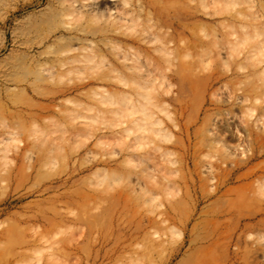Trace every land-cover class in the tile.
I'll list each match as a JSON object with an SVG mask.
<instances>
[{
  "label": "rangeland",
  "instance_id": "obj_1",
  "mask_svg": "<svg viewBox=\"0 0 264 264\" xmlns=\"http://www.w3.org/2000/svg\"><path fill=\"white\" fill-rule=\"evenodd\" d=\"M263 41L264 0H0V264H264Z\"/></svg>",
  "mask_w": 264,
  "mask_h": 264
},
{
  "label": "bare ground",
  "instance_id": "obj_2",
  "mask_svg": "<svg viewBox=\"0 0 264 264\" xmlns=\"http://www.w3.org/2000/svg\"><path fill=\"white\" fill-rule=\"evenodd\" d=\"M94 2V1H93ZM92 4V3H91ZM91 6V5H90ZM242 26V25H241ZM262 36V35H261ZM259 41H260V39H258ZM262 41V40H261ZM262 43H264V41L262 42ZM262 43H260V44H262ZM257 48V47H256ZM253 50V49H252ZM261 50V49H260ZM259 50V51H260ZM251 52V51H250ZM261 61V60H260ZM264 67V66H263Z\"/></svg>",
  "mask_w": 264,
  "mask_h": 264
}]
</instances>
